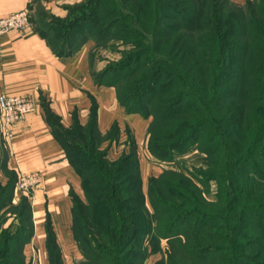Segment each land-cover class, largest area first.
<instances>
[{"label":"trees","instance_id":"obj_1","mask_svg":"<svg viewBox=\"0 0 264 264\" xmlns=\"http://www.w3.org/2000/svg\"><path fill=\"white\" fill-rule=\"evenodd\" d=\"M71 10L60 18L38 2L34 30L62 55L92 40V65L95 45H124L95 79L129 113L151 119L155 160L177 163L150 176L146 190L134 143L112 158L96 114L65 127L51 113L83 188L72 194L82 254L74 264L152 256L153 264H264V0H85ZM191 152L200 166L179 163ZM16 173L0 181V264H30L25 247L35 236L31 195L16 197ZM212 180L218 191L208 199ZM13 210L19 222L5 226ZM47 249L50 264H66L52 228Z\"/></svg>","mask_w":264,"mask_h":264},{"label":"crops","instance_id":"obj_2","mask_svg":"<svg viewBox=\"0 0 264 264\" xmlns=\"http://www.w3.org/2000/svg\"><path fill=\"white\" fill-rule=\"evenodd\" d=\"M38 2L53 15L65 18L72 0H0V16L25 8L32 15ZM92 45L89 40L75 53L62 55L54 52L34 27L28 34L12 29L0 35V92L29 95L37 105L12 123L10 132L5 131L0 112V170L2 182L8 179L7 169L41 174V182L31 195L35 236L25 247L26 257H32L31 246L36 243L38 264H50L49 228L55 232L66 264L82 258L72 228V194L83 196L81 177L48 119L51 113L59 116L65 127H72L77 120L86 124L96 114L100 132L108 135L103 145L112 158L128 152L134 143L143 180L162 171L144 149L150 119L129 113L119 103L114 87L97 82L90 56ZM15 192L16 197L24 194Z\"/></svg>","mask_w":264,"mask_h":264},{"label":"built area","instance_id":"obj_3","mask_svg":"<svg viewBox=\"0 0 264 264\" xmlns=\"http://www.w3.org/2000/svg\"><path fill=\"white\" fill-rule=\"evenodd\" d=\"M12 29L20 30L24 34L31 33L33 23L31 11L28 8L0 16V35ZM36 107L35 101L29 95L0 92V112L5 131L10 132L12 123L23 118L25 114L34 111ZM40 182L41 174L39 172H20L17 191L32 195Z\"/></svg>","mask_w":264,"mask_h":264},{"label":"rangeland","instance_id":"obj_4","mask_svg":"<svg viewBox=\"0 0 264 264\" xmlns=\"http://www.w3.org/2000/svg\"><path fill=\"white\" fill-rule=\"evenodd\" d=\"M85 0H72V2H69L68 5L72 6V10H71V17H74V15L77 13V7L79 5V3L81 2H84ZM38 11V10H37ZM32 16L34 17H39L37 14H36V11L34 10V12H32ZM120 43H117V42H112V38L109 39V40H106V41H103L101 42L100 44H97L95 45V48H94V56H93V67H94V71L96 72H102L105 68H107L108 66H111L113 63H115V61H118L121 57H122V50L121 49H124L125 46L124 45H119ZM150 119V118H149ZM151 120V119H150ZM147 132H146V138H145V144H144V149H145V153H147L148 155V158L152 161H156L155 158L153 157V155L149 152L148 148H147ZM196 152V151H195ZM194 152V153H195ZM193 152L189 153V154H186L184 155L185 157H182L180 159V161L182 162H179L181 165L185 164V165H188L190 167H196V166H200L203 162H202V158L201 156L197 155V154H194ZM159 164H160V171L165 167V168H171L173 167L174 165L176 164H171V163H167V162H159L157 161ZM179 164V165H180ZM178 166V165H177ZM176 167V166H175ZM184 167V166H183ZM1 177H2V172L0 170V181H1ZM148 176H145V180H144V186H145V189L147 190V185H148ZM201 185V184H200ZM201 187H204L203 185H201ZM204 194L205 196L208 198V199H214L216 197V194H217V191H218V185H217V182L215 180H212L210 182V186L208 187H205L204 189ZM18 201V200H17ZM6 224L5 226L11 224L14 222V218H15V227L17 225V223L19 222L18 221V216L15 214L14 210L13 212H7L6 213ZM162 246L164 248V250H166L168 248V241L167 239H163L162 240ZM32 249L30 251V253H32V257H29L27 259V262H29L30 258L32 260V264H38V250L36 248V243L34 242L33 243V246H31ZM29 253V255H30ZM158 256H152L147 264H153L155 259L157 258ZM70 258V257H69ZM80 260V259H79ZM77 260V261H79ZM70 262L72 261L71 259L69 260Z\"/></svg>","mask_w":264,"mask_h":264}]
</instances>
